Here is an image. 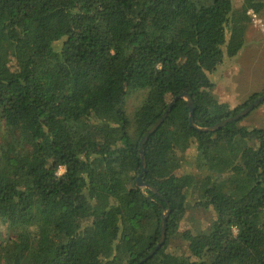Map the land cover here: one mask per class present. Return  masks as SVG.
<instances>
[{
    "label": "trees",
    "instance_id": "obj_1",
    "mask_svg": "<svg viewBox=\"0 0 264 264\" xmlns=\"http://www.w3.org/2000/svg\"><path fill=\"white\" fill-rule=\"evenodd\" d=\"M262 11L264 0H0V264H137L166 209L165 242L142 264H264V128L198 131L179 99L143 146L156 193L135 185L139 142L172 99L187 94L208 128L264 94L230 108L209 78ZM190 194L212 219L180 231Z\"/></svg>",
    "mask_w": 264,
    "mask_h": 264
},
{
    "label": "rangeland",
    "instance_id": "obj_2",
    "mask_svg": "<svg viewBox=\"0 0 264 264\" xmlns=\"http://www.w3.org/2000/svg\"><path fill=\"white\" fill-rule=\"evenodd\" d=\"M241 1L232 0V3L235 8H238ZM254 15L255 19H251L245 35L243 49L234 58H225L216 71L209 75L211 82L214 83L213 94L218 101L227 103L230 108L242 106L251 95L264 92V32L260 30V25L264 27V11ZM143 96V92H138L127 99L128 115L133 113ZM237 125L247 128H264V102L242 118ZM187 154L191 157L194 151L191 150ZM236 156L238 157V152ZM62 172L59 169L58 173ZM197 201L198 197L195 194L188 195L185 218L180 224V231L204 229L212 219L210 211L195 207ZM177 245L181 248L179 242L173 246Z\"/></svg>",
    "mask_w": 264,
    "mask_h": 264
},
{
    "label": "water",
    "instance_id": "obj_3",
    "mask_svg": "<svg viewBox=\"0 0 264 264\" xmlns=\"http://www.w3.org/2000/svg\"><path fill=\"white\" fill-rule=\"evenodd\" d=\"M179 99H183L188 107V122L190 127L197 129L198 131L201 132H214L219 130L220 128L225 127L228 124H232L234 122H237L239 120H241L242 118H244L246 115H248V113H250L252 110H254L256 107H258L260 104H262L264 102V94L258 96L252 103L248 104L247 106H245L243 109H241L236 115H234L233 117H230L228 119H225L215 125H212L208 128H198L196 126H194L193 122H192V116H193V112H194V106H193V102L191 100V98L187 95V94H182L180 96H177L176 98L172 99L166 109V111L161 115V117L148 129V131L145 133V135L141 138L140 142H139V154H140V163H141V171L140 174L137 176L136 181H135V185L137 188L140 189H149L151 190L153 193H156L155 189L152 188L150 185H148L147 183H145V181L142 178V175L145 173V169H146V162H145V157H144V153H143V146L146 143L148 137L153 134L158 127L166 120L168 114L170 113V111L172 110L173 106L175 105L176 101ZM169 212V209L164 210L163 213V217L161 219V223H160V236H159V240L158 243L156 244V246L149 252V254L143 258L140 262H138L137 264H142L145 261H147L148 259H150L164 244L165 242V224H166V214Z\"/></svg>",
    "mask_w": 264,
    "mask_h": 264
},
{
    "label": "built area",
    "instance_id": "obj_4",
    "mask_svg": "<svg viewBox=\"0 0 264 264\" xmlns=\"http://www.w3.org/2000/svg\"><path fill=\"white\" fill-rule=\"evenodd\" d=\"M249 15H250V17H251V19L253 18V19H255V15L252 13V12H249ZM260 27H261V31L262 32H264V27L262 26V25H260Z\"/></svg>",
    "mask_w": 264,
    "mask_h": 264
},
{
    "label": "clouds",
    "instance_id": "obj_5",
    "mask_svg": "<svg viewBox=\"0 0 264 264\" xmlns=\"http://www.w3.org/2000/svg\"><path fill=\"white\" fill-rule=\"evenodd\" d=\"M63 171V169H61V172ZM59 174V173H58Z\"/></svg>",
    "mask_w": 264,
    "mask_h": 264
}]
</instances>
